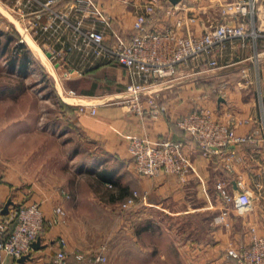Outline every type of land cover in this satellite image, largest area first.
I'll use <instances>...</instances> for the list:
<instances>
[{
  "label": "crops",
  "instance_id": "crops-1",
  "mask_svg": "<svg viewBox=\"0 0 264 264\" xmlns=\"http://www.w3.org/2000/svg\"><path fill=\"white\" fill-rule=\"evenodd\" d=\"M91 1L94 11L85 20L87 26L104 29L110 44L118 37H130L140 3L134 5L117 0ZM163 1L165 4L171 3L169 0ZM184 1L190 3L192 0ZM227 1L230 0H203L200 4L205 13L201 15L212 20L221 19V6ZM258 4L259 15L253 20H247L248 29L255 26L256 29L264 30V0H258ZM63 8L74 20L82 15L75 9V12L72 11L73 8L66 4ZM172 20L161 9L150 27H163ZM195 29L197 32L203 30L198 24ZM53 35L52 31H45L41 39L59 48L61 44L52 39ZM23 36L20 32L13 35L14 50L10 62L13 70L22 73L30 69L32 59L37 62L32 55L37 50L30 41L37 43L39 39L29 34ZM9 38L3 30L0 31V71L3 66L2 55L6 54L3 45L11 43ZM256 43L257 49L262 50V38L254 40L253 37H248L228 42L223 50L216 51L218 67L213 69H208L206 62L192 63L184 72L194 73L182 76L175 86L163 91L167 111L157 118L139 116L115 102L131 80L128 70L117 61L99 58L89 61L79 51H73L64 62V67L68 69L82 70L79 75L82 78L85 76L93 79L90 89L74 97L78 100L74 104L79 107V104L90 103L97 107L94 114L86 111L78 115V133L85 144L81 143L77 149L89 153L85 165L95 168L91 174V178L97 183L95 185L102 187L111 183V187L116 189L113 194H100L101 199L107 203L125 200L138 189L145 197L147 208H158V213L175 215L176 218L186 215V227L189 224H199L197 227L201 226L203 234L198 232L199 237L194 233L189 234L184 245L188 251L187 260L192 264H235V260L227 256V249L238 243H248L251 226L256 228L257 233L264 234L263 131L260 130L257 134L255 142L231 147L232 168L228 169L222 159L205 155L194 138L176 124L178 117L201 107L211 109L214 117L220 121L235 119L238 134L245 135L261 128L264 117V56L255 57ZM200 69L204 71H199ZM103 71L106 73L100 74ZM27 90L23 81L0 78V219L6 215L2 210L9 198L14 201L10 210L30 200L28 198H53L62 202L70 213L72 204L77 207L79 200L76 191L71 193L67 190L66 193L65 189L60 188L61 184L58 187L51 182V177L55 176V172L60 173V169L66 166L65 163L58 168L53 166L52 169L49 160H46L47 163L45 159L36 160L29 136L40 129L36 125L35 95ZM21 100H27L30 104L21 107ZM134 136L147 137L152 142L165 138L183 141L191 157L193 170L185 180L169 173L152 177L139 175L128 151L129 140ZM103 169L106 170V175L99 179L96 173ZM238 179L243 180L252 198H240L230 205L229 226L217 224L214 216L221 211L224 203L218 195L216 183L224 181L231 192H237ZM114 182L117 184L114 185ZM68 198L74 200H64ZM44 205V212L50 217L51 207ZM68 215L64 223L46 227L41 235L44 248H33L30 258L23 261L8 256L3 264H52L59 237L66 239L74 261L73 253L90 245L91 235L80 226L77 228L78 222L74 214ZM172 242L169 241V244L178 251V247ZM123 244L124 240L121 242ZM144 256L150 260L149 252L146 251ZM166 256L158 250V260H163Z\"/></svg>",
  "mask_w": 264,
  "mask_h": 264
},
{
  "label": "built area",
  "instance_id": "built-area-1",
  "mask_svg": "<svg viewBox=\"0 0 264 264\" xmlns=\"http://www.w3.org/2000/svg\"><path fill=\"white\" fill-rule=\"evenodd\" d=\"M1 1L12 5L19 14L23 30L18 27L17 30L22 36L29 34L40 39L45 31L53 32L52 39L60 43V47L46 41L42 44L51 59L59 58L66 62L73 51H79L89 61L99 58L115 60L123 65L131 75V80L115 102L142 117L157 118L167 111L163 91L175 86L182 76L194 73L184 72L192 63L206 62L207 68L213 69L218 67L216 51L223 50L228 42L248 37L264 40V30L256 29L255 26L248 29L246 25L248 19L253 20L259 15L258 0L227 1L221 6L222 18L217 20L201 15L205 13L200 4L203 0H192L190 3L181 0L177 4H165L163 0H117L134 5L140 3L141 7L135 14L133 35L129 38L118 37L112 44L108 43L104 29L85 24L87 16L94 11L91 0ZM65 4L82 15L76 20L72 19L63 8ZM161 9L173 20L163 27L151 28L156 13ZM196 24L203 28L201 32L196 31ZM255 50V57L264 53V47L262 50L257 49V43ZM69 70L82 74L80 69ZM78 110L80 113L89 111L94 114L97 107L79 104ZM233 120L220 121L214 117L211 109L196 107L178 117L176 124L194 138L205 155L222 159L225 167L230 169L233 156L231 147L255 142L260 130L264 133V117L260 129L256 128L245 135L236 132L237 122ZM128 151L141 175L169 173L185 180L193 170L191 157L181 140L165 138L152 142L147 137L134 136L129 140ZM236 183L239 188L237 192H231L224 181L216 183L218 195L224 203L221 211L214 216L217 224L229 226L230 205L240 198H252L242 179ZM136 198L137 193L133 192L124 201V206L134 204ZM65 217L66 210L62 205L54 207L50 217L46 216L43 207L37 202L15 206L0 219V264L8 256L20 258L30 253L32 242L43 234L46 227L64 223ZM57 243L52 264L107 263L108 257L102 252L92 255L74 252L73 261L66 239L59 237ZM227 256L233 258L235 264H264V234L257 233L256 228L251 226L250 241L230 247Z\"/></svg>",
  "mask_w": 264,
  "mask_h": 264
},
{
  "label": "rangeland",
  "instance_id": "rangeland-1",
  "mask_svg": "<svg viewBox=\"0 0 264 264\" xmlns=\"http://www.w3.org/2000/svg\"><path fill=\"white\" fill-rule=\"evenodd\" d=\"M17 27L23 30L19 14L12 5L0 0V31L8 34L10 37L8 41L11 40L10 44L3 45L6 54L2 55L0 78L15 82L23 81L25 89L35 95L36 125L40 130L30 135L29 141L33 145L36 160H49L52 169L53 166L58 168L64 163L66 165L60 169V173H54L51 182L58 187L61 184L60 188L65 189L66 193L67 190L71 193L76 191L78 195L77 207L72 204L71 213L78 222L77 228L80 226L91 235L90 245L81 247L80 251L87 255L105 253L108 257L107 263L110 264H192L187 260L188 251L184 245L189 234L194 233L199 237L202 233L201 226L197 227L199 224H189L186 227V215L176 218L175 215L158 213V208H147L145 197L138 189L134 190L137 193L134 204L129 206L123 204L126 199L115 200L112 203L101 199L100 194H113L115 187H111V183L102 187L96 186L97 183L91 178L95 168L85 165L89 153L77 149L84 140L78 133L80 112L74 104L78 101L74 97L90 89L93 79L85 76L82 78L79 74L72 73L64 67V61L59 58L51 59L42 46L44 40L41 37L37 43L27 37L38 52L32 54L37 62L32 59L30 69L23 73L13 70L10 62L14 50L13 35L19 32ZM103 73L106 71L100 74ZM71 91L74 93H70ZM19 103L21 107L30 104L27 100H21ZM28 199L29 202H37L42 207L44 204L51 207L50 216L53 215L54 207L63 206L62 202L53 198ZM69 199L70 202L74 200L72 198L64 200ZM48 202L50 204H47ZM68 213L71 216V213L66 211L65 220L69 216ZM123 240L124 244L121 245ZM169 241H173L179 250L175 251ZM158 250L166 254V258L158 260ZM146 251L150 253V260L145 259Z\"/></svg>",
  "mask_w": 264,
  "mask_h": 264
},
{
  "label": "water",
  "instance_id": "water-1",
  "mask_svg": "<svg viewBox=\"0 0 264 264\" xmlns=\"http://www.w3.org/2000/svg\"><path fill=\"white\" fill-rule=\"evenodd\" d=\"M169 1H170L172 4H177V3L180 2L181 0H169ZM47 55H50V53L47 52ZM263 56H264V53H261V54L259 55V57H263ZM13 204H14V201H13L11 198H9L8 201L6 202V204L4 205L2 212H3L4 214L9 213V211H10V206L13 205ZM32 247H33L34 249H40V248H44V247H45V244L42 243V237H41V236H39L35 241L32 242ZM30 254H31V253H28V254H26V255H23L22 257L19 258V260H20V261H23V260H25V259H27V258H30Z\"/></svg>",
  "mask_w": 264,
  "mask_h": 264
},
{
  "label": "trees",
  "instance_id": "trees-1",
  "mask_svg": "<svg viewBox=\"0 0 264 264\" xmlns=\"http://www.w3.org/2000/svg\"><path fill=\"white\" fill-rule=\"evenodd\" d=\"M133 32H134V30H132V33H131L130 37L133 35ZM93 86H95V84H94ZM96 175H97V177H99V179H102V177H104V176L106 175V170H105V169L100 170V171H98V172L96 173ZM113 184L116 185L117 183L114 182ZM131 195H132V193H130L126 198H128V197L131 196ZM126 198H125V199H126ZM4 216H5V215H4Z\"/></svg>",
  "mask_w": 264,
  "mask_h": 264
}]
</instances>
